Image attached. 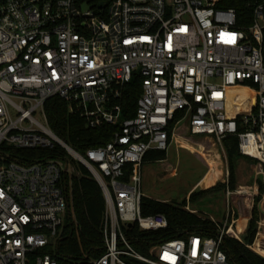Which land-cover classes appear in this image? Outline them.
<instances>
[{"label":"built area","instance_id":"built-area-1","mask_svg":"<svg viewBox=\"0 0 264 264\" xmlns=\"http://www.w3.org/2000/svg\"><path fill=\"white\" fill-rule=\"evenodd\" d=\"M244 1L245 26L223 0H0V264H61L55 249L70 210L62 180L73 161L105 199L102 253L89 264H232L223 242L241 216L237 199L250 211L264 201V0ZM134 75L141 95L135 115L122 118L118 101ZM53 97L91 129L117 126L111 139L77 152L48 124ZM183 120L190 135L221 147L236 137L240 155L257 161L255 182L232 189L227 170L216 232H185L144 253L131 231L168 221L141 214L143 159L167 151ZM5 147H60L68 157L25 163Z\"/></svg>","mask_w":264,"mask_h":264},{"label":"trees","instance_id":"trees-1","mask_svg":"<svg viewBox=\"0 0 264 264\" xmlns=\"http://www.w3.org/2000/svg\"><path fill=\"white\" fill-rule=\"evenodd\" d=\"M221 6L236 10L239 25L245 26L249 23L251 12L247 9L244 0H223ZM140 95L141 79L138 75H134L131 81L126 84L121 99L118 101L122 108V118H130L135 115L136 103ZM45 110L51 130L81 154H85L90 148L104 146L117 129V126L112 125H102L97 129L89 128L82 117L69 112L67 103L59 97L50 98L46 102ZM223 146L229 161V185L234 189L236 172L232 159L236 153H239L237 138L224 139ZM4 149L10 154L11 159H18L25 163L41 158L66 159L68 157L67 152L60 147L53 150L15 149L13 147ZM165 158V150H149L144 156L143 164L147 161ZM73 166V172H65L63 175L62 183L69 194L70 210L62 239L57 243L55 255L61 264H89L91 258L98 257L102 253L101 222L105 210V199L100 185L89 169L77 161H73ZM223 188L224 185L219 183L213 188L203 191L209 192ZM200 193L202 190L192 191L189 201L195 200ZM186 206V199L178 204L142 196L141 214L162 213L167 218L168 226L159 231H139L135 227L131 231V234L136 238L133 241L134 246L142 247L143 252L146 253V250L156 243L178 237L181 234L184 235L185 232L194 231L203 236H212L216 232V223L187 210ZM257 210V207L254 206L252 210L254 218L248 222L243 235L244 244L233 238H226L223 242V249L232 264H264V257L248 247L253 243L258 231L256 220L259 219V214ZM262 248L264 249V246L258 241L256 249L262 251Z\"/></svg>","mask_w":264,"mask_h":264},{"label":"rangeland","instance_id":"rangeland-1","mask_svg":"<svg viewBox=\"0 0 264 264\" xmlns=\"http://www.w3.org/2000/svg\"><path fill=\"white\" fill-rule=\"evenodd\" d=\"M230 104L232 107L235 104L233 97L230 99ZM187 124V121L183 120L177 126L176 139L172 141L166 151L165 159L147 161L143 164L141 181L143 196L178 204L186 199L187 205L195 213L222 225L226 209L224 189L227 170L229 171L227 153L224 147L215 144L211 138L190 135ZM232 161L236 172V185L242 183L253 185L255 172L258 169L257 161L239 153L234 155ZM203 176L205 177L201 181V186L194 188L197 191L202 190V193L197 195L195 200L189 201V193H191L189 191ZM219 183L224 185L222 190L203 191L209 190ZM236 203L240 218L243 220L238 219L237 225L229 231L227 238L238 240L234 235L236 232L241 238V241H238L245 243L243 239L245 231L242 234L240 232L245 227L247 217L250 216L249 221L254 218L252 210L256 206L259 214V219L256 220L258 231L253 243L248 247L255 253L259 252L264 255L263 248L262 251L256 249L258 241L264 246V201L260 203L259 200H256L251 211L244 204L243 199H237Z\"/></svg>","mask_w":264,"mask_h":264},{"label":"crops","instance_id":"crops-1","mask_svg":"<svg viewBox=\"0 0 264 264\" xmlns=\"http://www.w3.org/2000/svg\"><path fill=\"white\" fill-rule=\"evenodd\" d=\"M174 139H176V135H175V138H174ZM182 139H187V138H182ZM171 143H172V142H171ZM209 171H210V170H209ZM205 176H206V175H205ZM205 176H203V177L198 181V183H196V185L193 186V188H192L189 192H192V191L194 190V188H196V186H201V181L203 180V178H204ZM189 194H190V193H189ZM249 218H250V216H248L247 219H246V224H245V227L243 228L244 231L246 230V227H247V224H248ZM261 220H263V219H261ZM261 222H262V221H261Z\"/></svg>","mask_w":264,"mask_h":264},{"label":"bare ground","instance_id":"bare-ground-1","mask_svg":"<svg viewBox=\"0 0 264 264\" xmlns=\"http://www.w3.org/2000/svg\"><path fill=\"white\" fill-rule=\"evenodd\" d=\"M232 91L236 93H241V96L247 94V91L245 89L236 88L233 89ZM240 220H243V218H240Z\"/></svg>","mask_w":264,"mask_h":264}]
</instances>
